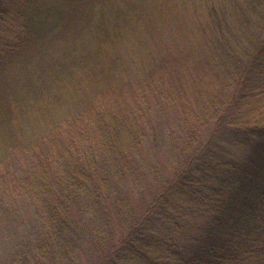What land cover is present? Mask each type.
<instances>
[{
  "label": "trees",
  "instance_id": "obj_1",
  "mask_svg": "<svg viewBox=\"0 0 264 264\" xmlns=\"http://www.w3.org/2000/svg\"><path fill=\"white\" fill-rule=\"evenodd\" d=\"M203 1L204 54L165 49L112 86L96 69L102 46L115 53L139 20L132 2L0 0V128L52 90L102 83L71 115L36 130L42 150L13 183L40 231L33 256L17 254L15 264L79 257L78 210L109 212L114 181L155 135L156 115L175 120L173 157L123 228L106 243L90 240L94 264H264V0Z\"/></svg>",
  "mask_w": 264,
  "mask_h": 264
},
{
  "label": "rangeland",
  "instance_id": "obj_2",
  "mask_svg": "<svg viewBox=\"0 0 264 264\" xmlns=\"http://www.w3.org/2000/svg\"><path fill=\"white\" fill-rule=\"evenodd\" d=\"M92 0H86V2ZM132 2L140 9L139 20L129 28L125 39L117 43L114 53L102 46L100 66L102 79H109L111 85H120L125 78H135L142 73L153 55L165 49L175 50L184 46H195L198 53L204 54L202 46L205 31V6L203 0H196L194 8L191 0H118ZM209 1V0H208ZM213 5L228 3V0H211ZM146 9V10H145ZM146 13H143V12ZM130 21V18L129 20ZM201 45V46H200ZM114 57L113 59L109 57ZM109 59V62H108ZM12 68L6 70L11 74ZM102 83L90 80L87 84L68 85L52 90V96L38 104L37 110L26 111L22 118H6L0 128V264H15V256H33L40 227L35 209L26 194L13 183L16 176L26 175L34 166L32 150L40 152L43 141L36 132L43 131L52 121H60L71 115L73 110L85 104L101 87ZM17 89V88H14ZM18 89L16 90V93ZM9 105V103H8ZM3 106L0 107V111ZM32 115L28 117V115ZM175 120L170 116H154L152 129L155 135L148 134L138 146L132 158V168L124 176L114 181L113 193L104 212L97 205L89 203L76 214L74 230L78 232L79 257L70 264H94L90 240L106 243L114 227L123 228L122 217L137 213L154 176L167 170L172 159L168 132ZM151 130V129H150ZM35 131V132H34ZM144 198V199H143ZM83 207V206H81ZM194 220V219H193ZM192 221V220H191ZM197 223V222H196ZM24 264H29L25 260ZM39 264H69L67 260L39 261Z\"/></svg>",
  "mask_w": 264,
  "mask_h": 264
}]
</instances>
